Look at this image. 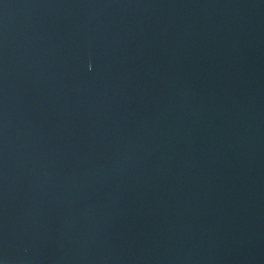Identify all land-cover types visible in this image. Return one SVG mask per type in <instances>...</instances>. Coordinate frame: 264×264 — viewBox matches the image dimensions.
<instances>
[{"label":"water","instance_id":"obj_1","mask_svg":"<svg viewBox=\"0 0 264 264\" xmlns=\"http://www.w3.org/2000/svg\"><path fill=\"white\" fill-rule=\"evenodd\" d=\"M0 264H264V0H0Z\"/></svg>","mask_w":264,"mask_h":264}]
</instances>
